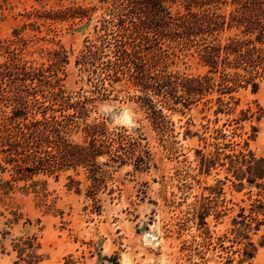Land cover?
Masks as SVG:
<instances>
[{"label": "trees", "instance_id": "obj_1", "mask_svg": "<svg viewBox=\"0 0 264 264\" xmlns=\"http://www.w3.org/2000/svg\"><path fill=\"white\" fill-rule=\"evenodd\" d=\"M32 1V9L26 12L30 22L0 39L4 57L0 61V168L9 170L14 181H28L38 174L58 177L68 170L78 175L81 170L89 181L87 196L96 202L101 186L117 168L132 165L133 171H139L146 167L147 150L141 143L145 137L139 127L108 130L100 120L88 121L94 102L107 94L106 84L133 88L138 93L135 102L151 128L166 135L173 131L174 112L184 114L202 102L201 111H211L217 123L220 114L237 110L241 89L256 92L264 78V0ZM93 18L94 36L84 39L75 60L91 89L81 86L67 91L69 55L54 42L58 24L73 28ZM27 26L34 31L46 26L50 36L24 35ZM39 41L50 43L38 47L41 60L27 58L29 47ZM183 51L196 54L205 71L170 69L173 58ZM254 103L255 107L240 108L237 117L222 126L260 120L264 108ZM79 128L82 139L75 141L72 135ZM213 132L214 140L227 136L222 128ZM189 133L186 127L184 134ZM213 142L217 143L211 152L196 150L193 168L206 175L224 169L233 184L256 188L248 213L242 210L232 228L235 237L247 240L244 254L252 257L256 245L250 231L259 232L257 244L264 247V156L251 150L245 139L239 148L234 145L240 140H229L223 147ZM101 157L105 158L102 163ZM67 178L80 191L81 180L70 174ZM193 208L199 223L206 225L208 208L200 205V212L198 205ZM38 248L34 236L13 242L21 264H39Z\"/></svg>", "mask_w": 264, "mask_h": 264}, {"label": "rangeland", "instance_id": "obj_2", "mask_svg": "<svg viewBox=\"0 0 264 264\" xmlns=\"http://www.w3.org/2000/svg\"><path fill=\"white\" fill-rule=\"evenodd\" d=\"M33 3L0 0V39L30 22L26 12ZM94 23L93 18L73 28L58 24L54 42L64 46L69 55L64 81L67 91L81 86L91 89L75 60L84 39L94 36ZM40 30L27 26L23 34L50 36L46 26ZM49 44L32 43L26 57L41 60L38 47ZM3 59L0 56V61ZM169 67L193 74L205 71L192 51L178 52ZM106 85L107 94L94 102L88 121L100 120L108 130L139 127L145 137L141 143L147 150L146 167L139 171H133L132 165L117 168L101 186L96 202L87 196L89 181L81 170L78 175L68 170L58 177L38 174L28 181H14L9 170L3 172L0 168V264H21L13 249L14 240L21 236L35 237L37 253L42 255L39 264H264V247L257 244L259 232H249L256 245L252 257L244 254L247 240L232 232L237 226L233 219L240 220L239 213L249 211L256 192L254 185L233 184L224 169L206 175L197 174L193 168L196 150L213 151L217 143L213 141L223 147L229 140H240L239 145L233 142L239 148L245 139L251 150L264 156V114L258 121L222 126L247 104L255 107L257 101L264 108V78L256 92L250 87L241 89L237 110L231 115L220 114L217 123L211 111H201L202 102L184 114L174 112L170 117L173 131L166 135L151 128L135 102L138 93L133 88L124 83ZM186 127L190 129L187 135ZM216 127L227 134L224 140L211 137ZM233 131L236 135L231 137ZM82 134L79 128L72 137L80 141ZM100 160L102 163L105 158ZM69 174L81 180L80 191L71 187ZM217 179L223 183H217ZM194 204L198 212L202 210L200 205L208 208L206 225L199 223Z\"/></svg>", "mask_w": 264, "mask_h": 264}]
</instances>
